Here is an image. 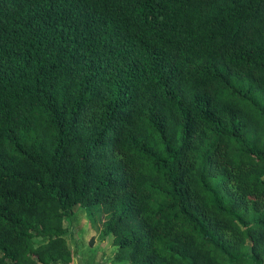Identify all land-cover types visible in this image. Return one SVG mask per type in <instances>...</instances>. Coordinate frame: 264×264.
Instances as JSON below:
<instances>
[{
	"label": "trees",
	"instance_id": "trees-1",
	"mask_svg": "<svg viewBox=\"0 0 264 264\" xmlns=\"http://www.w3.org/2000/svg\"><path fill=\"white\" fill-rule=\"evenodd\" d=\"M77 208L118 264H264V0H0V264H72Z\"/></svg>",
	"mask_w": 264,
	"mask_h": 264
},
{
	"label": "rangeland",
	"instance_id": "rangeland-1",
	"mask_svg": "<svg viewBox=\"0 0 264 264\" xmlns=\"http://www.w3.org/2000/svg\"><path fill=\"white\" fill-rule=\"evenodd\" d=\"M67 226L70 229L68 244L75 253L72 264H118L113 261L117 249L113 247L112 238L105 241L101 238L102 225L89 211L77 208Z\"/></svg>",
	"mask_w": 264,
	"mask_h": 264
}]
</instances>
